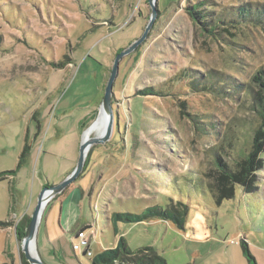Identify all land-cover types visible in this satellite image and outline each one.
Returning <instances> with one entry per match:
<instances>
[{
  "label": "rangeland",
  "instance_id": "374dc122",
  "mask_svg": "<svg viewBox=\"0 0 264 264\" xmlns=\"http://www.w3.org/2000/svg\"><path fill=\"white\" fill-rule=\"evenodd\" d=\"M197 4L219 21L214 32L191 16ZM157 7L148 36L120 61L112 137L92 147L70 185L83 183L78 225L90 223L96 254L117 244L113 214L182 201L190 208L183 228L158 218L120 222L129 247L152 246L167 264H249L246 242L264 264V153L251 192L237 184L218 202L208 188L221 183L216 159L235 167L261 122L253 76L264 71V0ZM151 14L150 0H0V264H22L19 222L44 186L74 169L70 135L95 120L117 54ZM152 87L168 95L141 92ZM74 233L62 240L63 255L92 264L73 248Z\"/></svg>",
  "mask_w": 264,
  "mask_h": 264
},
{
  "label": "trees",
  "instance_id": "16d2710c",
  "mask_svg": "<svg viewBox=\"0 0 264 264\" xmlns=\"http://www.w3.org/2000/svg\"><path fill=\"white\" fill-rule=\"evenodd\" d=\"M201 4V3H200ZM200 5H193L189 11L191 16L197 23L204 27V29L214 32L215 26L219 24V21H215L214 18H210V15L204 11ZM264 12V10H263ZM225 22V21H222ZM122 48L120 51H122ZM119 75V74H118ZM118 78V77H117ZM117 80V79H116ZM253 81L257 84L258 91L254 92L255 104L259 107L258 112L261 116V122L254 131L252 146L250 151L242 158H240L232 167L225 163L221 158H217L220 171L216 174L214 171L217 184H208L209 191L216 201L221 202L223 199L233 198L236 192V185H242L247 192H251L253 189V182L255 180V172L263 167V160L261 154L264 153V71L257 72L253 76ZM115 87V85H114ZM147 95H168L164 88L156 89L154 87L147 88L141 91ZM194 117V116H193ZM196 124L200 123L199 120L195 121ZM85 127V125L83 126ZM27 147L22 152V157L27 151ZM90 152L88 154L84 170L89 163ZM83 170V171H84ZM79 178V177H78ZM217 182V183H218ZM228 185V186H227ZM47 186V185H46ZM51 186V184H48ZM215 188V190H214ZM68 189V188H67ZM65 189L63 192H65ZM215 191V192H214ZM62 192V193H63ZM189 205L182 201L174 202L173 200L166 206L153 205L147 207L141 213L119 212L112 215V221L116 223H139L143 221H149L152 219H163L165 221H172L179 227H184L186 218L189 213ZM31 216L26 215L19 222L17 226V238L22 241L25 236V231L30 222ZM0 223H5L0 221ZM88 228V227H86ZM243 249L247 255L249 264H257L255 257L250 253L249 247L246 242H243ZM22 264H30L24 253L22 252ZM92 264H167L165 258L152 246H145L137 250H133L129 247L124 236H121L117 245L114 248H107L102 250L92 257Z\"/></svg>",
  "mask_w": 264,
  "mask_h": 264
},
{
  "label": "water",
  "instance_id": "95a60500",
  "mask_svg": "<svg viewBox=\"0 0 264 264\" xmlns=\"http://www.w3.org/2000/svg\"><path fill=\"white\" fill-rule=\"evenodd\" d=\"M150 4L152 6V14L144 33L141 37L132 42L128 47L120 51L115 58L111 74L105 87V93L98 109V114L95 120L87 127V129L83 133V137L79 147V157L77 160V164L61 182L51 186H44L38 196L37 204L33 210L30 222L28 223L25 231V236L22 239L21 243L22 252L24 253L27 261L30 264H48L41 258L37 249L39 227L45 208L52 199H54L58 194L62 193L67 187H69L78 179V177L84 170L85 163L92 146L95 144H104L108 142L112 137L115 124V114L113 108V97L115 96L114 85L119 74L120 61L125 55L133 52L148 36V33L159 13L157 7L158 0H150ZM103 120L105 121L104 131L102 133L94 132L92 136L86 137V132H92L93 130H95L97 125Z\"/></svg>",
  "mask_w": 264,
  "mask_h": 264
},
{
  "label": "crops",
  "instance_id": "0c3cea01",
  "mask_svg": "<svg viewBox=\"0 0 264 264\" xmlns=\"http://www.w3.org/2000/svg\"><path fill=\"white\" fill-rule=\"evenodd\" d=\"M81 129H83V127ZM81 129L78 130L76 134L70 135L71 138L75 137L74 151L71 155L72 166L77 164L79 157V147L83 136ZM73 168L74 167H72V169ZM70 187L71 188L67 189L65 193L63 192L64 194L60 193L62 194L61 196H59V194L56 198L49 202L39 229L38 240H41L42 245V250L39 249L40 255L41 258L48 264H70L68 259L63 255L62 251L64 250V244L62 240L69 233L76 232L72 237L73 239L79 230L91 226L90 223L78 225L80 200L83 198L81 192L83 183L79 182V184ZM111 223L118 243L120 237L123 236V233H120L119 231L121 223L113 221ZM102 232L104 231L102 230ZM104 249L107 248H103L102 250Z\"/></svg>",
  "mask_w": 264,
  "mask_h": 264
},
{
  "label": "built area",
  "instance_id": "2783aa9c",
  "mask_svg": "<svg viewBox=\"0 0 264 264\" xmlns=\"http://www.w3.org/2000/svg\"><path fill=\"white\" fill-rule=\"evenodd\" d=\"M94 236L95 232L88 233L86 228L79 230V232L75 236L73 248L75 250L84 248V252L88 256L93 257L94 253L91 250V244Z\"/></svg>",
  "mask_w": 264,
  "mask_h": 264
},
{
  "label": "bare ground",
  "instance_id": "6f19581e",
  "mask_svg": "<svg viewBox=\"0 0 264 264\" xmlns=\"http://www.w3.org/2000/svg\"><path fill=\"white\" fill-rule=\"evenodd\" d=\"M104 128H105V121L103 120V121H101V122L97 125V127L95 128V130H93L92 132L87 131V132H86V137H87V136H92V134H93L94 132L102 133V132L104 131Z\"/></svg>",
  "mask_w": 264,
  "mask_h": 264
}]
</instances>
